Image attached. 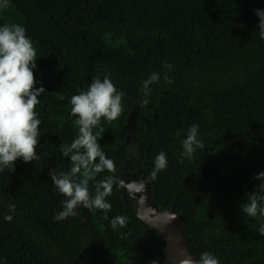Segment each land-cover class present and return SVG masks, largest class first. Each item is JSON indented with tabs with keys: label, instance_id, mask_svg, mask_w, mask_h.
Listing matches in <instances>:
<instances>
[{
	"label": "trees",
	"instance_id": "1",
	"mask_svg": "<svg viewBox=\"0 0 264 264\" xmlns=\"http://www.w3.org/2000/svg\"><path fill=\"white\" fill-rule=\"evenodd\" d=\"M256 9L264 10V0H10L0 9V26L26 28L37 50V88L47 91L36 107L41 159L0 173V264H163L164 244L119 186L107 198L109 212L79 207L75 217L54 220L64 197L50 169L70 168L59 147L78 133L70 99L105 75L126 94L120 118L95 130L116 177L130 142L146 176L163 151L168 166L148 183L159 209L174 206L184 217L190 253L264 264V217L240 208L264 172V39ZM153 72L160 80L141 107L142 81ZM193 124L205 149L187 159L181 142ZM120 215L127 225L113 230L110 221Z\"/></svg>",
	"mask_w": 264,
	"mask_h": 264
},
{
	"label": "clouds",
	"instance_id": "2",
	"mask_svg": "<svg viewBox=\"0 0 264 264\" xmlns=\"http://www.w3.org/2000/svg\"><path fill=\"white\" fill-rule=\"evenodd\" d=\"M9 2L0 0V9H6ZM255 14L259 18L260 38L264 39V10L256 9ZM36 61L37 50L24 26L18 23L0 26V173L6 169L14 172L18 160L27 164L41 159L37 149L42 121L36 107L41 104L40 97L47 91L42 85L37 88L34 73ZM163 67L171 69L172 65L166 62ZM159 80L160 74L153 72L142 81L141 107L150 103L149 86ZM164 82L171 84L173 80L165 74ZM78 93L70 99L71 114L76 117L78 133L70 144L62 143L59 147L62 156L70 159L71 166L67 171L52 168L49 173L52 184L64 197L62 211L54 216L57 221L75 217L79 207L109 212L111 204L107 198L111 196L114 187H123L125 184V181L116 177L115 162L107 157L99 143L102 138L100 132L95 131L102 120L112 122L120 118L125 110V92L116 87L109 75H105L103 79L93 77L87 90H78ZM198 135L199 126L193 124L181 142V157L191 159L197 150L205 149ZM153 163L154 167L147 174L146 180L138 182L140 187L156 180L158 173L167 168L166 154L161 151ZM104 172L109 175L97 181V176ZM254 179L260 183L254 192L247 193L248 202L242 203L240 208L247 216L264 217V172L258 173ZM14 207L10 205L11 209ZM104 218L108 219L107 215ZM5 219L11 222L12 217L6 215ZM110 224L113 230L125 227L127 217L115 216ZM259 231L264 235V223H261ZM182 264L221 262L219 257L205 250L198 260L188 258Z\"/></svg>",
	"mask_w": 264,
	"mask_h": 264
},
{
	"label": "water",
	"instance_id": "3",
	"mask_svg": "<svg viewBox=\"0 0 264 264\" xmlns=\"http://www.w3.org/2000/svg\"><path fill=\"white\" fill-rule=\"evenodd\" d=\"M124 156L120 172V179L125 181L121 187L123 199L133 209L136 217L154 230L157 239L164 244L163 264H182L188 258L197 260L189 251L190 238L187 237L184 227V217L176 212L174 206L169 210L159 209L149 183H145L143 187L138 183L146 180L145 165L143 169H139L133 165L135 161L130 154L125 153Z\"/></svg>",
	"mask_w": 264,
	"mask_h": 264
},
{
	"label": "flooded vegetation",
	"instance_id": "4",
	"mask_svg": "<svg viewBox=\"0 0 264 264\" xmlns=\"http://www.w3.org/2000/svg\"><path fill=\"white\" fill-rule=\"evenodd\" d=\"M130 141L129 140H127V143H129ZM121 151L123 152V154H125V153H128V154H130V156H132V158L134 159L133 161H135L134 162V164H133V162H129V163H132L135 167H137V168H139V169H141V167H142V169H143V167H144V165H145V163H140V159H137L136 157H135V148H134V144L133 143H131L130 142V145L128 146L127 145V147H122L121 148ZM125 157V156H124ZM125 160V159H124ZM131 165V164H130Z\"/></svg>",
	"mask_w": 264,
	"mask_h": 264
}]
</instances>
